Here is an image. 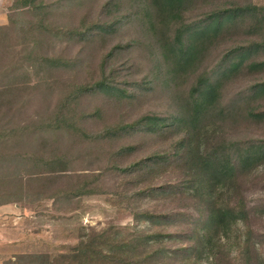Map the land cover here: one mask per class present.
I'll use <instances>...</instances> for the list:
<instances>
[{"label":"trees","instance_id":"16d2710c","mask_svg":"<svg viewBox=\"0 0 264 264\" xmlns=\"http://www.w3.org/2000/svg\"><path fill=\"white\" fill-rule=\"evenodd\" d=\"M9 9L8 24L0 26V206L48 197L56 209L73 211L83 197L101 193L109 176L133 177L165 163L184 172L160 190L198 198L206 209L180 242L187 258L212 253L238 224L234 239L248 250L249 216L257 211L244 196L243 180L264 169V0H13ZM126 31L129 38L113 42ZM137 44L149 51V73L119 80L115 61ZM70 45L72 56L64 50ZM94 46L103 50L93 76L82 79L77 67L91 65ZM161 74L165 113L108 123L97 132L87 128L103 114L83 109L87 95H113L119 103L137 87L146 89L138 82ZM35 90L61 96L42 117H20ZM140 134L160 150L125 162L135 144H120L111 154L101 148ZM103 153L109 154L105 163ZM83 161L102 165L76 171ZM258 210L264 214V204ZM164 216L144 211L134 219L159 223ZM78 231L65 250L25 253L4 264H170L177 251L162 248L172 233L149 234L135 225ZM244 257L251 264L247 251Z\"/></svg>","mask_w":264,"mask_h":264},{"label":"rangeland","instance_id":"374dc122","mask_svg":"<svg viewBox=\"0 0 264 264\" xmlns=\"http://www.w3.org/2000/svg\"><path fill=\"white\" fill-rule=\"evenodd\" d=\"M12 3L13 0H0V26L8 24L11 12L9 7ZM99 4L98 2L97 7ZM133 28L137 33V28ZM130 35L126 31L123 36L115 37L113 42L125 40ZM140 38L144 40L143 36ZM71 46L73 45L64 47L65 54L70 56L76 52L75 47L70 48ZM94 47L91 65L85 67L80 64L77 67L82 79H89L93 76V71L99 61L100 52L103 49H99L98 46ZM148 52L145 46L137 44L120 54L115 61L120 72L118 79L132 82L139 81L147 75L149 73ZM162 79L163 74L157 79L145 78L138 83H143V87L146 89L137 87L132 97L119 103L111 100L113 95L103 93L87 95L83 101V109L90 113H93L96 108H101L103 111L101 118L90 119L87 128L91 132H97L108 123L112 125L122 120L129 122L145 113H165L168 109L167 95L162 90ZM60 96L59 91L51 95H47L45 91H33L31 95V100H33L22 109L20 117H42L47 108H52ZM128 143L135 144L137 149L123 159L125 162L147 157L148 153L159 151L161 148V144L156 143L155 139L147 140V137L142 134L127 138L117 137L114 142L109 141L101 148L105 150V153L111 148V154L117 150L120 144ZM162 143H166V141L163 140ZM102 157L103 163L109 160V154ZM87 164V161L76 163L74 168L79 172H88L86 168H98V165H102L101 162L96 165ZM156 166L148 171L143 170L133 177L123 174L109 176L107 186H104L101 193L83 197L73 211L65 212V210L56 209L48 197L31 202L5 204L6 207L0 208V264L9 261L18 262V256L25 253L52 254L59 250H65L78 237L80 227L110 224L135 225L139 231L149 234L167 235V233H172L175 237L170 241L166 239L161 241L164 243L162 248L177 249L175 256H178L169 257L172 259L170 264H247L246 256L244 257L246 251L251 257V264H264V214L258 210V205L264 204V169L253 172L243 180L244 196L248 204L253 206V210L257 211L249 216V249L247 250L245 245L243 248L234 239V235L241 229L239 228L241 224H238L229 237L222 239L220 242L222 245L218 246L215 251L205 252L200 256L191 253L187 258L188 251L185 248L187 244L183 246L180 242L188 240V234L198 225L196 220L203 217L206 209L203 201H198V198L179 193L173 195L167 189L160 190L163 187L161 185L166 186L168 182L171 184L178 182L179 177L183 175L184 168L177 167L170 170L165 163ZM147 184L159 187L152 193L148 192L142 195L135 193L138 188L145 187ZM144 211H148L151 216L160 217L170 213L173 215L162 217L159 223L148 218L136 221L134 215ZM243 251L244 255H242Z\"/></svg>","mask_w":264,"mask_h":264},{"label":"crops","instance_id":"0c3cea01","mask_svg":"<svg viewBox=\"0 0 264 264\" xmlns=\"http://www.w3.org/2000/svg\"><path fill=\"white\" fill-rule=\"evenodd\" d=\"M7 205H2V206H0V208H4V207H6Z\"/></svg>","mask_w":264,"mask_h":264}]
</instances>
